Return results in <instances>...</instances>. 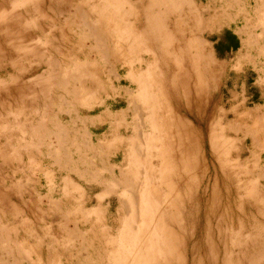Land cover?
I'll use <instances>...</instances> for the list:
<instances>
[{"label": "rangeland", "instance_id": "obj_1", "mask_svg": "<svg viewBox=\"0 0 264 264\" xmlns=\"http://www.w3.org/2000/svg\"><path fill=\"white\" fill-rule=\"evenodd\" d=\"M258 1L263 4L258 5ZM263 1L0 0V264H143L146 249H161L158 241L164 236L179 254L167 264H264V152L258 165L250 153L252 134L264 127ZM76 3L90 22L102 25L106 33L117 28V38H109L107 47L103 44L107 50L95 45L87 26L82 25V15L76 12ZM232 31L238 47L221 49L218 43ZM153 48L159 50L160 61L163 56L180 70L162 67L160 61L151 58ZM123 61L127 65L120 69ZM118 69L121 75L117 80L114 73ZM175 72L186 77H179L184 80H179V89L169 84ZM137 79L144 83L140 98L147 116L161 123L162 108L152 107L168 93L179 114V125L183 123V130H178L179 201L171 190V201L165 203L167 190L163 188L162 199L152 203L160 218L154 216L156 221H149L150 228L139 217L130 223L124 219L117 195L126 201L130 198V194L122 193L125 179L119 175L118 166L143 178L148 172L149 152L141 158L129 146L126 160L121 150L109 160L106 148L97 150L103 134L113 139L110 151L121 145L120 138L130 137V132H122V121L116 122L121 133L113 136L115 127L95 121V116L125 109L127 100L121 91L128 88L130 80ZM111 88L120 93L113 94ZM89 103L96 104L94 108L82 105ZM78 110L79 120L94 121L89 129L96 150L84 144L85 131L75 113ZM74 127L79 131V148L71 138ZM174 127L172 137L166 139L173 141L172 155L164 158L168 163L177 160L172 164L175 167L178 137ZM145 145L141 146L144 152ZM56 148L62 156L60 172L53 164ZM102 159L107 166L102 177H91L86 170L101 168ZM112 164L118 184L107 170ZM157 173L155 178L161 186L163 172ZM105 183L113 189L108 190ZM152 185L153 181L149 187ZM172 202H176L175 208ZM87 209L97 211L98 220L89 223V218L82 216ZM117 217L124 232L112 231L105 237L103 227L115 230ZM148 228L151 239L146 235ZM136 240L141 244L138 251L132 248Z\"/></svg>", "mask_w": 264, "mask_h": 264}, {"label": "bare ground", "instance_id": "obj_2", "mask_svg": "<svg viewBox=\"0 0 264 264\" xmlns=\"http://www.w3.org/2000/svg\"><path fill=\"white\" fill-rule=\"evenodd\" d=\"M263 1V0H262ZM63 2V1H62ZM257 2V1H256ZM259 2V1H258ZM264 2V1H263ZM242 3V2H241ZM259 4H263V3H258V5ZM65 5V4H64ZM67 5V4H66ZM76 5H77V3H76ZM68 6V5H67ZM260 7V6H259ZM258 7V8H259ZM262 7V6H261ZM75 9H76V12L77 13H79V14H81L82 15V17H83V20H82V22H83V26L84 25H86L87 26V28H88V30H89V35L91 36V37H93L94 39V42H95V45H97V46H103V44L105 45V42L107 43V41L109 40V38H111V37H116L117 38V34H118V32H116L115 30L117 29H115L114 31H107V33L105 32L106 30H104L103 29V26L102 25H100V24H94V23H96V22H90V21H92V20H89L88 19V17L86 16V14L84 13V11H82L81 10V8L77 5V6H75ZM188 9V8H187ZM259 10V9H258ZM261 10V9H260ZM246 11V10H245ZM246 13V12H245ZM76 15V14H75ZM74 16V15H73ZM245 16H246V14H245ZM74 17H76V16H74ZM81 17V16H80ZM88 19V20H87ZM141 19H143L142 17H141ZM94 21V20H93ZM137 21V20H136ZM134 22V21H133ZM174 22V21H173ZM137 24H138V22H137ZM180 24H181V22H180ZM177 25V24H176ZM85 27V26H84ZM133 27V26H132ZM148 27H149V25H148ZM184 27V26H183ZM127 28V27H126ZM150 28V27H149ZM181 28V27H180ZM101 29H103V30H101ZM121 29H123V28H121ZM128 29V28H127ZM135 30H136V28H134ZM243 29V28H242ZM254 29V28H253ZM124 30V29H123ZM123 30H121V31H123ZM129 30V29H128ZM139 30V29H138ZM142 30H143V27H142ZM150 30V29H149ZM244 30V29H243ZM117 31H119V30H117ZM147 31V30H146ZM146 31H145V33H146ZM84 32V31H83ZM114 32H116V33H114ZM120 32V31H119ZM124 32H126V30L124 31ZM123 32V33H124ZM128 33H130L129 31H127ZM179 32V31H178ZM121 33V32H120ZM137 33V32H136ZM185 33V32H184ZM154 34V33H153ZM129 35V34H128ZM89 36V37H90ZM144 36V35H143ZM147 36V35H146ZM158 36V35H157ZM87 37V36H86ZM125 37H126V33H125ZM129 36H127V38H128ZM149 37V36H148ZM152 37H153V35H152ZM161 37V36H160ZM176 37V36H175ZM193 37V36H192ZM88 38V37H87ZM124 38V37H123ZM130 38V37H129ZM191 38V37H190ZM154 39V38H153ZM112 40V39H111ZM129 40H131V39H129ZM113 41V40H112ZM116 41V40H115ZM178 41V40H177ZM176 41V42H177ZM154 43H156V42H154ZM117 44V43H116ZM94 46V45H93ZM96 46V47H97ZM187 46V45H186ZM104 47V46H103ZM105 47H107V45H105ZM103 48V49H106V48ZM156 47V46H155ZM159 47V46H158ZM95 48V47H94ZM119 48V47H118ZM193 48H195V47H193ZM114 49V48H113ZM107 50V49H106ZM105 50V51H106ZM167 50V49H166ZM103 51V50H102ZM101 51V52H102ZM104 51V52H105ZM152 54L150 53V55H152V57L151 58H153L154 60H157V61H160L159 59H158V53H159V50L158 49H156V48H153L152 49ZM114 53V52H113ZM165 53V52H164ZM106 54V53H105ZM166 54V53H165ZM203 54V53H202ZM107 55V54H106ZM103 56V55H102ZM192 56V55H191ZM195 56H196V54H195ZM150 57V56H149ZM148 57V58H149ZM161 57V56H160ZM159 57V58H160ZM107 58V57H106ZM77 59V58H76ZM115 59H117L116 57H115ZM51 61V60H50ZM49 61V62H50ZM54 61V60H53ZM56 61V60H55ZM126 61V60H125ZM138 61H141V60H137V62ZM128 62V61H127ZM131 62V61H130ZM144 62V61H143ZM147 62V61H146ZM154 63H155V61H153ZM48 63V62H47ZM75 63V62H74ZM109 63V62H108ZM140 63V62H139ZM191 63V62H190ZM196 63H197V61H196ZM49 65L51 64V62L50 63H48ZM152 64V63H151ZM49 65H47V66H49ZM113 65V64H112ZM111 65V66H112ZM127 65V63L126 62H124L123 61V63L120 65V69H123V68H125V66ZM140 65V64H139ZM154 65V64H153ZM160 65L162 66V67H170V66H173V67H175V69L174 70H177V64L174 62V63H172L169 59H167V58H164L163 56H162V59H161V61H160ZM192 65V64H191ZM194 65V64H193ZM192 65V66H193ZM49 67H51V65L49 66ZM54 67V66H53ZM128 67V66H127ZM153 67V66H152ZM151 67V68H152ZM191 67V66H190ZM64 68V67H63ZM112 68H114V67H111V69ZM118 68V67H117ZM129 68H131V64L129 65ZM133 68V67H132ZM188 68V67H187ZM110 69V68H109ZM181 69H182V67H181ZM62 70V69H61ZM178 70H180V69H178ZM177 70V71H178ZM113 71V70H112ZM189 71V70H188ZM192 71H194V69L192 70ZM120 72V70L118 69L117 71H116V73H114V74H117L115 77H116V79L118 80V76H120L121 74L119 73ZM129 72V71H128ZM133 72V71H132ZM135 73V72H134ZM176 73V72H175ZM182 73H183V71H182ZM181 72H180V76H178L179 74H178V72L176 73L177 75H174L175 76V78H173V80L171 79V82H169V84H171L172 86H173V89H175L174 87V85H176V87H177V89H179L178 87H179V84H181V83H179V80H183V79H181L182 77L181 76H183V75H181L182 74ZM194 73L196 74L195 76H197V79L199 80V75L196 73V70L194 71ZM62 74V73H61ZM129 74V73H128ZM132 74V73H131ZM74 75V74H73ZM135 75V74H134ZM185 75H186V73H185ZM133 75H131V77H132ZM108 77V76H107ZM135 77V76H134ZM179 77H181V78H179ZM183 77H185V76H183ZM133 78V77H132ZM58 79V78H57ZM131 79V78H130ZM175 79V80H174ZM185 79H186V77H185ZM106 80V79H105ZM108 80V79H107ZM188 80H189V78H188ZM57 81V80H56ZM109 81V80H108ZM184 81V80H183ZM149 82V81H148ZM55 83V82H54ZM68 83V82H67ZM109 83H111V80L109 81ZM108 83V84H109ZM129 83L130 84H128L129 86H128V88H125L123 91H121L122 93L121 94H123L124 96H125V98H126V100H127V106H126V108L125 109H123V110H121L119 113H115V114H113V113H111V112H106L103 116H95L96 118H95V121H98L99 123H103V122H109V124H110V126H113V127H115V130L114 131H112L113 133H112V135L113 136H117V135H119V133H121L120 131V128L121 127H119L117 124H116V122H118V121H122V123H123V133H125V134H127L128 132H130L131 133V135H130V137H127V139L124 137V138H120V144L121 145H119V146H117V148L115 147V149L114 150H112V151H110V144H109V142L110 141H113V139H109V136L107 135V134H103L102 136V140H98L99 142H98V146H97V148H99V149H97L98 151H100V150H102V149H104V148H106V150H108V153H107V159H109V160H111V157L113 156V155H116V153H119V151L121 150V152L123 153V157H124V160H126L127 159V157H128V152H127V149H129V146H130V149L135 153V154H138V155H140L141 156V158H142V156H147V153L149 154V157H148V159L150 160L149 161V165H148V172H146V174L143 176V178L141 177L140 179H139V177L140 176H138V177H136L137 176V174H136V176H133V174H129V172L130 171H128L129 169H125V168H123V167H121V166H118V170H119V175L120 176H122V178H124L125 180H124V185L122 186L123 187V190H122V193H128V194H130V198L126 201L125 200V198H122V196L120 195V194H117L118 195V202H119V204L123 207L122 208V216H124V219H126V220H128V222L130 221H134V220H137V221H139V218H141L142 220H144V224L146 223V224H148L149 223V221H154L155 219H156V217H154V216H157V214H155V209H157V207L154 209V203L156 202L157 203V201H160L161 199H162V197H163V195H162V191L164 190V189H166L167 191V193H165V195H166V200H165V203H170V201H171V196H170V192H171V190H174V192H176L177 193V197H178V201H179V187H178V185H179V128H181V130H183L182 129V127H180V125L182 126L183 125V123L182 124H180L179 125V114H176L175 113V110H174V104H173V101H172V97H169V94L168 93H166V97L163 95V97H164V100L163 101H160V103L158 104V102H154L153 103V107L152 108H154L155 110H157V107L158 106H160V108H162V113H161V123H159L158 121H156L155 119H154V116L153 117H149V116H147V112H145V110L143 109V107L144 108H146L144 105H143V101H141V94H142V92L144 91V83L141 81V80H136V81H134V80H130L129 81ZM149 83H151L152 84V82L150 81ZM155 83H157V82H155ZM83 84V83H82ZM166 83L164 82V85H165ZM183 84H185V83H183ZM104 85V84H103ZM113 86V85H112ZM131 86H133V87H131ZM162 86V85H161ZM183 86V85H182ZM80 87V86H79ZM153 87V86H152ZM156 87V86H155ZM154 87V88H155ZM159 87V86H158ZM181 87V86H180ZM196 87H197V85H196ZM150 88V87H149ZM78 89V88H77ZM112 89V88H111ZM153 89V88H152ZM152 89H151V91H152ZM159 89V88H158ZM194 89H195V87H194ZM83 90V89H82ZM155 90V89H154ZM157 90V89H156ZM193 90V89H192ZM197 91V90H196ZM106 92V91H105ZM112 92H113V94H119L120 93V90H113L112 89ZM135 92H137L138 94H135ZM153 92V91H152ZM156 92V91H155ZM161 92V91H160ZM107 93V92H106ZM157 93V92H156ZM147 94H150V93H147ZM186 94V93H185ZM184 94V95H185ZM196 94H198V92L196 93ZM108 95V94H107ZM142 95H144V93L142 94ZM78 95L76 94V97H77ZM158 96V95H157ZM186 96V95H185ZM196 96V95H195ZM85 97V96H84ZM49 98V97H48ZM51 99V98H50ZM144 99V98H143ZM154 99V98H153ZM77 100V99H76ZM81 100V99H80ZM96 100H98V99H96ZM159 100V99H158ZM161 100V99H160ZM60 102V101H59ZM140 102V103H139ZM86 103H88V102H86ZM152 103V102H151ZM60 104V103H59ZM80 104H81V102H80ZM94 104H96V103H94ZM94 104H82V105H85L87 108H92L93 106H94ZM99 104V103H98ZM94 108V107H93ZM36 110V109H35ZM75 110H77V109H75ZM89 110V109H88ZM164 111V112H163ZM69 113V112H68ZM76 114H77V118H78V120H79V113H80V111L78 110V111H76L75 112ZM260 114V113H259ZM155 115V114H154ZM261 115V114H260ZM259 115V117H261ZM63 116V115H62ZM156 116V115H155ZM256 116H257V112H256ZM60 118V117H59ZM157 118V117H156ZM92 119V118H91ZM158 119V118H157ZM130 120V121H129ZM74 122V125H76L77 124V122H75V119L73 120ZM80 121V123L83 125L82 127L84 128V130L83 131H85V132H83V133H85L84 135L86 136V139H85V141H84V144H86V146H87V148H93L94 150H96V147H93L92 146V141H93V135H92V131L89 129V124H90V127H91V124L93 125V120L92 121H90V118H89V122L86 120V118L85 119H80L79 120ZM183 122V121H182ZM96 123V122H95ZM234 123V122H233ZM116 124V125H115ZM61 125V124H60ZM163 128H162V127ZM172 126H175L173 129H176V130H174L176 133H177V137H178V139H177V142L175 143L176 144V146H174L175 147V150H176V153L178 154V157H175L174 155V157L175 158H177L178 159V163L175 165V167L172 165L174 162L176 163V161H174L173 163H168L167 161H166V158L168 157L167 156V154H171V151L173 150L172 148V145H171V143L173 142H171V141H168L167 140V142H166V139L167 138H169V135L172 137V134H171V132H170V130H171V127ZM187 125H185V127H186ZM231 126V125H230ZM240 126V125H239ZM241 127V126H240ZM246 127V126H245ZM64 127H60L59 129H60V131L62 132V129H63ZM189 128H190V126H189ZM260 128V127H259ZM257 128L258 129V131H256L254 134H252V133H250V135L252 134V138H251V148H250V153H251V155L253 156V158H255V160H256V164L258 165V164H260L261 163V161L263 160V152H264V127H262V128ZM236 129V128H235ZM255 129V128H254ZM71 130V129H70ZM165 130H167L166 132H165ZM179 130V131H178ZM186 130H187V127H186ZM55 131V130H54ZM73 131V130H72ZM78 130H77V128L76 127H74V131H73V137H71V138H73V142H74V144H75V147L77 146L78 147V143H77V136H76V132H77ZM255 131V130H254ZM59 132V131H58ZM79 132V131H78ZM182 133H183V131H181ZM180 132V133H181ZM186 132H189V131H186ZM185 132V133H186ZM248 132V131H247ZM246 132V133H247ZM251 132V131H250ZM253 132V131H252ZM56 133H57V131H56ZM175 133V134H176ZM184 133V134H185ZM59 134V133H58ZM60 136L62 135V134H59ZM245 135V134H244ZM128 136V135H127ZM183 136V135H182ZM171 137H170V139H171ZM60 138V137H59ZM59 138H57V142H58V140H60ZM63 138V137H62ZM155 138H156V140L157 141H155ZM181 138H183V137H181ZM72 141V140H71ZM222 141V140H221ZM61 142V141H60ZM65 142V141H64ZM94 142V141H93ZM171 142V143H170ZM59 143V142H58ZM83 143V142H82ZM178 143V144H177ZM60 144V143H59ZM79 144H80V142H79ZM112 144V143H111ZM144 144H146L145 146H146V151L144 152V150L142 149V145H144ZM182 144V143H181ZM180 144V145H181ZM219 144V143H218ZM73 145V144H72ZM55 146V145H54ZM74 146V145H73ZM157 146H159L160 147V149H158V151H155L154 152V155L152 154V151L154 150V149H156L157 148ZM84 147V149H85V146H83ZM104 147V148H103ZM144 147V146H143ZM215 147V146H214ZM60 147H58V149H59ZM79 148V147H78ZM114 148V147H113ZM58 149L56 148V151H55V160H54V166H55V168L57 169V170H55L54 168V170L55 171H59L60 172V170L62 169V166H61V164H60V157L59 156H61V155H59V151H58ZM61 149V148H60ZM63 149H65V148H63ZM76 149V148H75ZM92 149V150H93ZM119 150V151H118ZM215 150H216V148H215ZM52 151V150H51ZM79 150L77 149V152H78ZM60 152H61V150H60ZM67 153H68V150L66 151ZM80 152V151H79ZM78 152V153H79ZM87 152H88V150H87ZM86 152V153H87ZM97 152V151H96ZM62 153V152H61ZM104 153V152H103ZM175 153V152H174ZM63 154V153H62ZM85 154V153H84ZM176 154V155H177ZM86 155H88V154H86ZM86 155H84L85 157H87ZM172 155V154H171ZM65 156H66V154H65ZM70 156H71V153H70ZM164 156H166V158H164ZM53 157V156H52ZM80 157V156H79ZM89 157V156H88ZM54 158V157H53ZM61 158H62V156H61ZM75 158V157H74ZM90 158V157H89ZM156 158V159H155ZM84 159V158H83ZM95 159V158H94ZM154 159V162L155 163H152V160ZM174 159V158H173ZM67 162H70V159H69V155H68V157H67ZM103 160V159H102ZM86 160H84V162H85ZM87 161H88V159H87ZM142 161V160H141ZM144 161V160H143ZM172 161V160H171ZM217 161V160H216ZM52 162V161H51ZM66 162V161H65ZM73 162V161H72ZM90 162H92V158L90 159ZM132 162V161H131ZM147 162V161H146ZM100 163V162H99ZM101 163H103V165L101 166V168H99V167H96V170H95V172L94 171H90V170H86L87 171V173L90 175V174H92V175H90L91 177H96V175H99L100 177H102V175H101V173L103 172V170L105 169V168H107V166H106V163L104 162V160H103V162H101ZM142 163V162H141ZM52 164V163H51ZM81 164H84V163H81ZM131 164V163H130ZM254 164V163H253ZM87 165V164H86ZM94 165V164H93ZM98 165V164H97ZM123 165V164H122ZM127 165L128 164H126V167H127ZM153 165V166H152ZM245 165V164H244ZM260 166V165H259ZM125 167V166H124ZM239 167V166H238ZM67 168V167H66ZM78 168V167H77ZM133 168V167H132ZM260 168V167H259ZM263 168V167H262ZM115 169H116V166L114 165V164H112V165H109V167H108V169L107 170H109L108 172H109V176H111L110 178L111 179H113L114 180V182H117V184L119 183L118 181H117V179L115 180V174H117L116 172H115ZM169 169H171L172 171H169ZM257 169V168H256ZM259 170V169H258ZM262 170V169H261ZM72 171V170H71ZM75 171H76V169H75ZM85 171V172H86ZM132 171V170H131ZM140 171V170H139ZM158 171H162L163 173H162V178H161V181H160V184H161V186L160 185H158V181L156 180V174H158L157 172ZM263 171H264V168H263ZM54 172V171H53ZM77 172V171H76ZM82 172V171H81ZM140 173H142L141 171H140ZM56 174V173H55ZM83 173H81V175H82ZM134 174H135V172H134ZM261 174V173H260ZM66 175V174H65ZM86 175V174H85ZM118 175V176H119ZM141 175V174H140ZM262 175V177H264V175L263 174H261ZM99 176H98V178H99ZM160 176V175H159ZM54 177V176H53ZM67 177H68V175H67ZM83 177V176H82ZM117 177V176H116ZM158 177V176H157ZM259 177H260V175H259ZM108 178V177H107ZM56 179V178H55ZM102 179V178H101ZM260 179V178H259ZM64 181V180H63ZM103 181L105 182V180L103 179ZM151 181H153V185L151 186V187H149L150 186V183H151ZM87 182V181H86ZM98 183H100V185H101V183H102V181H100V178H99V181H97ZM113 182V181H112ZM55 183V182H54ZM57 183V182H56ZM91 183V182H90ZM164 184V186H162L163 184ZM97 184V183H96ZM106 184V183H105ZM214 184V183H213ZM262 184V183H261ZM158 185V186H157ZM73 186V185H72ZM104 186V185H103ZM110 186L111 185H109V184H106V186H104V187H106L108 190H112L111 188H110ZM257 187H259V186H257ZM63 188V187H62ZM74 188H76L75 186H74ZM105 188V189H106ZM164 188V189H163ZM76 189H78V188H76ZM54 190V189H53ZM78 191L80 192V190L78 189ZM117 191V190H116ZM113 192H114V190H113ZM263 192V191H262ZM77 194H78V192H77ZM71 195V194H70ZM57 194H56V198H57ZM176 196V195H175ZM263 197H264V195H263ZM262 197V198H263ZM55 198V199H56ZM76 198V197H75ZM127 198V197H126ZM57 199H59V198H57ZM157 200V201H154V200ZM97 200H101L100 198H97ZM154 201V202H153ZM58 202H60V201H58ZM55 203V202H54ZM153 203V204H152ZM62 204V203H61ZM158 204H159V202H158ZM156 205V204H155ZM167 205L168 204H166L165 205V210L166 211H168V208L169 207H167ZM174 208H175V205H176V202H172V204H171ZM170 205V206H171ZM159 206V205H158ZM179 206V205H178ZM57 207H58V205H57ZM75 207V206H74ZM171 209H169V210H171L170 212H172L173 210H172V207H170ZM263 208V207H262ZM159 209H161L160 207H159ZM164 209V208H163ZM264 209V208H263ZM158 210V209H157ZM162 210V209H161ZM161 210H160V212H161ZM159 211V210H158ZM160 212L158 213V214H160ZM169 212V213H170ZM165 213V212H164ZM171 214V213H170ZM99 214L97 213V211H95V210H93V209H87L86 211H83V217L87 220L88 218H89V223L92 221V222H94L95 220H98V218H99V216H98ZM161 215V214H160ZM55 216H56V214H55ZM120 216V215H119ZM121 216V217H122ZM159 216V215H158ZM157 216V217H158ZM166 216V215H165ZM79 217H81L80 215H79ZM139 217V218H138ZM66 218V217H65ZM159 218H160V216H159ZM170 219V218H169ZM86 220H85V222H86ZM120 220H121V218L119 217H117V219L115 220V221H119L118 223H117V225H119L118 227L116 226V228H115V230L114 229H111V227H107V226H105V227H103L104 229H102V234H107L105 237H107L108 236V234H109V232H112V231H114L115 232V234H118V233H122V232H124V229H122L121 228V223H120ZM159 220V219H158ZM161 220V219H160ZM164 221H165V223L167 222L166 220H167V218H166V220H165V218L163 219ZM100 221V220H99ZM136 221V222H137ZM156 221V220H155ZM91 222V223H92ZM102 222H104V221H102ZM129 222V223H130ZM143 222V221H142ZM161 223H162V220L160 221ZM170 222V221H169ZM155 223V222H154ZM164 223V222H163ZM168 223V222H167ZM166 223V224H167ZM172 223V222H171ZM83 224V223H82ZM98 224H99V222H98ZM136 224V223H135ZM157 224V223H156ZM84 225V224H83ZM94 225V224H93ZM103 225H105V224H103ZM116 225V224H115ZM131 225H132V223H131ZM133 225H134V223H133ZM155 225V224H154ZM85 226V225H84ZM91 226V225H90ZM135 226V225H134ZM139 226V225H138ZM137 226V227H138ZM145 226L146 225H144V228H145ZM148 226H149V228L150 227H152V226H150V224H148ZM161 226V225H160ZM79 227V226H78ZM97 227V226H96ZM112 227H114V224H113V226ZM131 227V226H130ZM143 227V226H142ZM157 227V226H156ZM164 227V226H163ZM176 227V226H175ZM80 228V227H79ZM133 228H135V227H133L132 226V229ZM141 228V227H140ZM143 228V229H144ZM147 229L148 231H147V233L148 234H146L147 235V237L149 238V239H151V237H152V234L150 233V229ZM162 228V227H161ZM165 228V227H164ZM168 228H169V226H168ZM94 229V228H93ZM143 229H142V231H143ZM156 229V228H155ZM167 229V228H166ZM170 229V228H169ZM97 230V229H96ZM136 230V229H135ZM146 229H144V232H146L145 231ZM159 230H160V228H159ZM177 230V229H176ZM92 231V230H91ZM139 231V230H138ZM167 231V230H166ZM170 231V230H169ZM168 231V232H169ZM174 231V230H173ZM172 231V232H173ZM64 232V231H63ZM129 232V231H128ZM134 232V231H133ZM136 232V231H135ZM155 232H157V231H155ZM159 232V231H158ZM161 232V231H160ZM164 232V230H162V233ZM168 232H167V234H168ZM171 232V231H170ZM169 232V233H170ZM76 233V232H75ZM162 233H161V235H162ZM140 234V233H139ZM160 234V233H159ZM164 234H166V232H164ZM174 234V233H173ZM82 235V234H81ZM88 235V234H87ZM93 235H95L94 233H93ZM124 236H125V234H123ZM132 235H134L133 233H132ZM136 235V234H135ZM141 235V234H140ZM140 235H138V237H136V239L138 240V238H140L139 236ZM146 235H145V237H146ZM169 236H171L170 234H168ZM123 236V237H124ZM128 236V235H127ZM131 236V235H130ZM137 236V235H136ZM156 236H159V235H156ZM114 237H116V236H114ZM177 237V236H176ZM176 237H174V238H176ZM108 238H110V237H108ZM113 238V237H112ZM143 238V237H142ZM159 238H160V236H159ZM172 238V237H171ZM96 239V238H95ZM105 239V238H104ZM103 239V240H104ZM125 239H128V238H126L125 237ZM131 239V238H130ZM145 239V238H144ZM144 239L142 240V241H144ZM147 239V238H146ZM149 239H147V240H149ZM160 239H163V238H160ZM168 237L166 236H164V239L162 240V242H163V244H162V242L161 241H158V242H160V245H162L163 247L161 248V249H159L158 247V249L154 246V248L156 249V251L152 248L153 247V245H151L152 247H150V245L148 244V247H150V248H152L153 250L152 251H147V249H146V255L144 254V257L146 258V260L144 261V263L143 264H154V263H156V264H159V263H162V262H164V263H162V264H167L169 261H172V260H174V258L176 259V257H175V255L177 256H179V254H178V248H176V250H175V248L173 249V245L171 244V242H169L168 241ZM114 240H116L115 238H114ZM124 240V239H123ZM133 240V239H132ZM131 240V241H132ZM137 240H136V244L135 245H132L133 247L132 248H134V249H137V251H138V246H141V244L140 243H138L137 242ZM154 239H152V241H153ZM159 240V239H158ZM110 241V240H109ZM127 241V240H126ZM170 241H172V240H170ZM105 242V241H104ZM135 242V241H134ZM147 242V241H146ZM154 242V241H153ZM156 242H157V240H156ZM61 243V242H60ZM111 243H113V244H115L116 245V243H114V242H110V245H111ZM128 243V242H127ZM143 243V242H142ZM147 243H151L150 241L149 242H147ZM168 243H170L171 245H170V248H169V244ZM107 244V243H106ZM144 244V243H143ZM143 244H142V246H143ZM158 244V243H157ZM177 244V243H176ZM91 245V244H90ZM102 245V244H101ZM104 245V244H103ZM126 245V244H125ZM157 246V245H156ZM105 247V246H104ZM130 247V246H129ZM145 247V246H144ZM255 247V246H254ZM114 246L112 245V249L114 250ZM141 248V247H140ZM147 248V247H146ZM133 249V250H134ZM149 249V248H148ZM142 250V249H141ZM143 250H144V248H143ZM143 250H142V252H143ZM151 250V249H150ZM120 251V250H119ZM140 251V250H139ZM126 252V251H125ZM134 252V251H133ZM106 253V252H105ZM123 254V253H122ZM133 254V253H132ZM135 254V253H134ZM133 254V255H134ZM158 254H159V256H158ZM126 255V254H125ZM124 255V256H125ZM129 255V254H128ZM140 255V254H139ZM217 255V254H216ZM143 256V255H142ZM162 256V257H161ZM177 256V257H178ZM136 257V256H135ZM127 258H129V256L127 257ZM127 258H125V259H127ZM134 258V257H133ZM138 259V258H137ZM141 259V258H140ZM142 260V259H141ZM178 260V259H177ZM121 261V260H120ZM175 261V260H174ZM127 262V261H126ZM136 262V261H135ZM141 262V261H140ZM110 263V262H109ZM108 262H107V264H109ZM170 263V262H169ZM179 263V262H178ZM136 264H140L139 262H137Z\"/></svg>", "mask_w": 264, "mask_h": 264}, {"label": "trees", "instance_id": "obj_3", "mask_svg": "<svg viewBox=\"0 0 264 264\" xmlns=\"http://www.w3.org/2000/svg\"><path fill=\"white\" fill-rule=\"evenodd\" d=\"M228 36V37H227ZM228 38V39H227ZM218 46L221 48V49H224L226 51L232 49V50H235L237 47H238V44H237V39L236 37L231 34V33H227L225 38H223L219 43H218Z\"/></svg>", "mask_w": 264, "mask_h": 264}, {"label": "crops", "instance_id": "obj_4", "mask_svg": "<svg viewBox=\"0 0 264 264\" xmlns=\"http://www.w3.org/2000/svg\"><path fill=\"white\" fill-rule=\"evenodd\" d=\"M234 32L232 31V34H233ZM235 36V35H234ZM236 37H237V35H236ZM230 50H232V49H230Z\"/></svg>", "mask_w": 264, "mask_h": 264}]
</instances>
